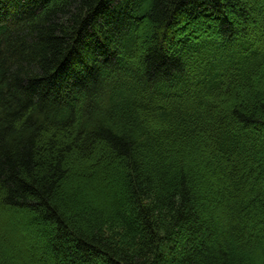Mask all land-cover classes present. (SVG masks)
<instances>
[{
    "label": "trees",
    "instance_id": "trees-1",
    "mask_svg": "<svg viewBox=\"0 0 264 264\" xmlns=\"http://www.w3.org/2000/svg\"><path fill=\"white\" fill-rule=\"evenodd\" d=\"M0 264H264V0H0Z\"/></svg>",
    "mask_w": 264,
    "mask_h": 264
},
{
    "label": "rangeland",
    "instance_id": "rangeland-1",
    "mask_svg": "<svg viewBox=\"0 0 264 264\" xmlns=\"http://www.w3.org/2000/svg\"><path fill=\"white\" fill-rule=\"evenodd\" d=\"M15 218H16L17 220H20V222H22L23 219L25 220V218H23L22 215H18V216H16ZM18 224H19V223H18ZM12 225H13V227H16L17 224H16V223H15V224L12 223ZM12 225H9V226L11 227ZM13 227H12V228H13Z\"/></svg>",
    "mask_w": 264,
    "mask_h": 264
}]
</instances>
